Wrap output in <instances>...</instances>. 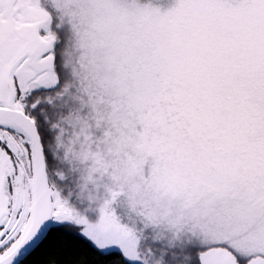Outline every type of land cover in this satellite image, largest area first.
Here are the masks:
<instances>
[{
  "label": "snow or ice",
  "instance_id": "6c2138e0",
  "mask_svg": "<svg viewBox=\"0 0 264 264\" xmlns=\"http://www.w3.org/2000/svg\"><path fill=\"white\" fill-rule=\"evenodd\" d=\"M0 264H264V0H0Z\"/></svg>",
  "mask_w": 264,
  "mask_h": 264
}]
</instances>
